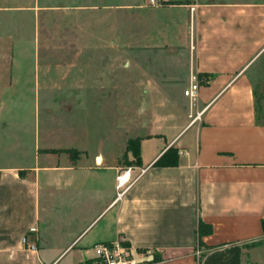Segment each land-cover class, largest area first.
<instances>
[{"label": "crops", "instance_id": "0c3cea01", "mask_svg": "<svg viewBox=\"0 0 264 264\" xmlns=\"http://www.w3.org/2000/svg\"><path fill=\"white\" fill-rule=\"evenodd\" d=\"M173 2L179 4L62 0L46 6L75 14L77 27L90 16L92 44L123 45L129 54L136 45L146 59L155 54L152 72L135 62L154 76L147 90L173 86L184 93L193 77L200 89L195 102L183 95L188 104L176 125L164 128L171 117L156 116L154 125L163 130L142 138L141 164L128 166L132 184L121 196L116 177L127 167L119 163L126 147L102 144L95 158L91 152L70 158L46 152L37 125L29 146L15 129L26 118L0 117L6 159L0 164V264H56L68 256L65 264H77L95 244L117 239L146 251L149 264H200L201 241L225 247L264 241V124L257 123L254 93L264 81V0H163ZM167 55L174 64L164 62ZM178 68L185 70L182 78L172 75ZM199 74L214 77L199 80ZM4 75L0 69V85ZM3 102L0 94V108ZM172 147L179 165L156 166ZM201 221L212 231L199 238Z\"/></svg>", "mask_w": 264, "mask_h": 264}, {"label": "rangeland", "instance_id": "374dc122", "mask_svg": "<svg viewBox=\"0 0 264 264\" xmlns=\"http://www.w3.org/2000/svg\"><path fill=\"white\" fill-rule=\"evenodd\" d=\"M61 1L0 0V52L5 53L4 59L0 58V69L5 71L0 85L4 97L0 117L26 118L21 121L22 128L15 124V129L23 132L19 134L29 146L34 145L37 125L46 152H64L70 158L91 152L95 158L102 144L122 151L125 147L127 150L131 140L142 142L143 137L160 128L154 125L156 116L171 117L164 128L176 125L172 123L179 117L183 119V109L188 104L183 88L147 90L146 84L154 76L136 68L135 62L148 68L147 72L154 71L155 54L146 59L140 58L136 45L129 54L123 45L114 49L107 43L92 44L90 16L83 17L77 27L75 14L46 10L47 5L59 6ZM94 24L97 27V21ZM115 31L121 33L119 29ZM113 52L114 57L110 54ZM168 57L171 56L163 57L164 62L174 64ZM182 69L169 72L182 78ZM256 90L262 108L260 115L264 117V81L259 82ZM108 136L110 139H106ZM5 163L0 154V164ZM119 163L127 170L136 160L125 151ZM115 241L131 249L136 258L145 260L142 257L147 255L146 251H134L121 239ZM69 258H61L56 264H65ZM249 261L264 264V247L242 256V264Z\"/></svg>", "mask_w": 264, "mask_h": 264}, {"label": "trees", "instance_id": "16d2710c", "mask_svg": "<svg viewBox=\"0 0 264 264\" xmlns=\"http://www.w3.org/2000/svg\"><path fill=\"white\" fill-rule=\"evenodd\" d=\"M179 3H163V5H175ZM199 80L210 81L214 75L209 74H199L197 75ZM256 98V112H257V123L264 124V117L260 115L262 110L261 105L259 104V96L257 90H255ZM128 153H132L133 158L136 160L137 165L141 164V140L135 143L131 140L127 146ZM180 163L178 150L175 148L168 149L155 163L158 167H173L178 166ZM264 227V223H263ZM210 225L200 222L197 229V234L199 238L202 236L211 233ZM264 245V241H257L251 244H232L225 247V244L208 246L204 242L199 243L200 250L206 248H214L210 252H201L200 253V264H241L242 256L245 253V249L249 250L250 248L258 247Z\"/></svg>", "mask_w": 264, "mask_h": 264}, {"label": "built area", "instance_id": "2783aa9c", "mask_svg": "<svg viewBox=\"0 0 264 264\" xmlns=\"http://www.w3.org/2000/svg\"><path fill=\"white\" fill-rule=\"evenodd\" d=\"M150 7L162 6L163 0H147ZM200 86L196 77H193L189 86L184 90V96L191 102H195L198 97ZM200 114L197 115V117ZM117 187L122 189L121 196L132 184L131 170H122L116 177ZM36 229L33 228L32 232ZM24 243H27V238H24ZM32 251H36L35 244L29 246ZM136 254L128 249L120 242L98 243L92 247V253H85L84 258L77 264H149L142 259H138Z\"/></svg>", "mask_w": 264, "mask_h": 264}]
</instances>
